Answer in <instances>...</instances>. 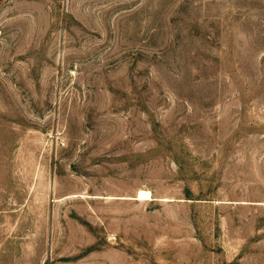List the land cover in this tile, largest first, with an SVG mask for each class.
Masks as SVG:
<instances>
[{
    "label": "rangeland",
    "instance_id": "rangeland-1",
    "mask_svg": "<svg viewBox=\"0 0 264 264\" xmlns=\"http://www.w3.org/2000/svg\"><path fill=\"white\" fill-rule=\"evenodd\" d=\"M0 264H264V0H0Z\"/></svg>",
    "mask_w": 264,
    "mask_h": 264
},
{
    "label": "bare ground",
    "instance_id": "bare-ground-1",
    "mask_svg": "<svg viewBox=\"0 0 264 264\" xmlns=\"http://www.w3.org/2000/svg\"><path fill=\"white\" fill-rule=\"evenodd\" d=\"M147 196H148L147 192H140V197H147Z\"/></svg>",
    "mask_w": 264,
    "mask_h": 264
}]
</instances>
